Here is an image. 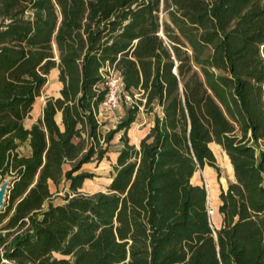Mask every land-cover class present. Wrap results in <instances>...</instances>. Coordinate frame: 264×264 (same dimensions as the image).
<instances>
[{"label":"trees","instance_id":"1","mask_svg":"<svg viewBox=\"0 0 264 264\" xmlns=\"http://www.w3.org/2000/svg\"><path fill=\"white\" fill-rule=\"evenodd\" d=\"M110 66L132 101L101 131ZM53 68L57 94L25 127ZM263 82L264 0H0V260L264 264ZM139 107L159 113L135 145ZM117 133L105 190L79 193ZM214 143L233 177L218 227L190 181L219 176Z\"/></svg>","mask_w":264,"mask_h":264},{"label":"rangeland","instance_id":"2","mask_svg":"<svg viewBox=\"0 0 264 264\" xmlns=\"http://www.w3.org/2000/svg\"><path fill=\"white\" fill-rule=\"evenodd\" d=\"M56 74H57V71L55 68L51 69L49 73L47 74L46 81L40 90V94L34 100L30 118L25 121L26 125L31 120L37 117L41 109V106L43 104L44 98L50 95L55 96L57 94L60 84L56 79ZM262 91H263V103H264V82L262 83ZM134 97H137V94H135ZM131 101L132 100L130 98L127 99V98L121 97L117 108L113 110L104 109L100 107V109H98L100 111L97 114V119L99 123L101 124L100 126L101 131L114 128L117 121L123 116L124 110L131 103ZM154 113H159V110L155 108L153 112L145 113L142 110V108L139 107L135 120L130 124V127L126 131L130 143H137L138 139L141 136H143V134L146 132L147 128L152 122ZM118 135L119 133L115 134L113 139L111 140L112 147L106 159H102L99 162H89L81 166L82 170L92 173L93 177L91 179H86L83 181L81 187L78 189L79 193L88 195L96 191L105 190V186L109 182V176L111 174V163L114 162L115 155H116V153L113 150H115L116 148ZM211 148L214 152L213 155L215 157V163L219 167V176H216L214 170H212V174L208 176L207 175L208 170H206V167L203 166L202 168H199L194 172L191 178V181L199 182L200 184L204 186V188L205 186H207L206 185L207 182H209L212 185H214L217 191V194H218L219 188L220 187L223 188V186L225 187L227 181L231 180L230 176L232 175H230L229 173L230 170L228 171V167H230V164L225 154L217 150L215 144H211ZM50 190L53 192L51 196V200L54 203H59L61 201V197L65 190V183L60 182L58 185L57 191H55V188L53 186H50ZM1 209L2 207L0 208V211ZM209 210L210 208H208L207 206V213H208L209 221H210L211 226L214 227L213 219L216 215V212H215L216 210H214L212 214L208 212ZM0 264H9V263L0 261Z\"/></svg>","mask_w":264,"mask_h":264},{"label":"built area","instance_id":"3","mask_svg":"<svg viewBox=\"0 0 264 264\" xmlns=\"http://www.w3.org/2000/svg\"><path fill=\"white\" fill-rule=\"evenodd\" d=\"M104 86L106 92L104 100L99 106L101 108L113 110L117 108L121 97L127 99L129 98V96L122 91L121 78L113 66L106 68ZM0 261L14 264L12 261L6 260L4 258H2Z\"/></svg>","mask_w":264,"mask_h":264},{"label":"crops","instance_id":"4","mask_svg":"<svg viewBox=\"0 0 264 264\" xmlns=\"http://www.w3.org/2000/svg\"><path fill=\"white\" fill-rule=\"evenodd\" d=\"M60 84V83H59ZM43 105V104H42ZM32 107H33V104H32ZM42 107V106H41ZM99 109H100V107H99ZM31 111H32V108H31V110H30V113H29V117L28 118H26V119H24V121H23V124H24V126L25 127H28L33 121H35V119L36 118H38L39 116H40V111H41V109H40V111H39V113H38V115H37V117L36 118H34L33 120H31L27 125L25 124V121L26 120H28L29 118H30V115H31ZM99 111L100 110H98V113H99ZM56 115H58V117H59V114L57 113ZM55 115V116H56ZM58 117L57 118H55V120L57 121V119H58ZM151 125V124H150ZM149 125V126H150ZM148 129V128H147ZM146 132H147V130H146ZM145 132V133H146ZM144 133V134H145ZM143 134V135H144ZM142 137V136H141ZM140 137V138H141ZM139 138V139H140ZM139 139H138V141H139ZM138 141H137V143H138ZM137 143H133V144H137ZM211 143H213V142H211ZM210 144V143H209ZM209 144H208V146H209ZM215 144V143H214ZM216 145V148H217V150H219V151H221V152H223L222 150H221V148L219 147V145H217V144H215ZM210 148V147H209ZM211 150V149H210ZM212 152V151H211ZM213 153V152H212ZM214 156V155H213ZM226 156V155H225ZM215 158V157H214ZM227 163V162H226ZM230 164V163H229ZM205 167H206V170H208V173H207V175L208 176H210L211 174H212V170H214L213 168H211V167H209V166H207V165H204ZM218 166V165H217ZM227 166H228V164H227ZM231 166V165H230ZM232 170V169H231ZM215 171V170H214ZM228 171H229V167H228ZM230 173V175H232V173L231 172H229ZM194 174V173H193ZM215 174H216V172H215ZM193 176V175H192ZM217 176V175H216ZM231 177V180H233V177L232 176H230ZM192 178V177H191ZM190 181H191V179H190ZM192 182V181H191ZM193 184H199V185H201L199 182H192ZM227 184V183H226ZM225 187H226V185H225ZM225 187L223 186V188L222 189H225ZM221 188V187H220ZM218 193H219V190H218ZM217 198H218V194H217ZM218 205H219V200L217 201V203L215 204V212H216V215H215V217H214V219H213V223H214V227H218L219 226V224H220V222H221V216H220V214L217 212V207H218Z\"/></svg>","mask_w":264,"mask_h":264},{"label":"bare ground","instance_id":"5","mask_svg":"<svg viewBox=\"0 0 264 264\" xmlns=\"http://www.w3.org/2000/svg\"><path fill=\"white\" fill-rule=\"evenodd\" d=\"M229 170L232 173L231 166L229 167ZM206 185L207 186H205V188L207 191V202H208L207 206H208V208H210V210H209L210 214H212L215 210V204L218 201L217 191H216L214 185H212L211 183L207 182Z\"/></svg>","mask_w":264,"mask_h":264},{"label":"water","instance_id":"6","mask_svg":"<svg viewBox=\"0 0 264 264\" xmlns=\"http://www.w3.org/2000/svg\"><path fill=\"white\" fill-rule=\"evenodd\" d=\"M56 122H59V117H58ZM8 186H9V182L7 180L3 181L0 184V208L2 207V204H3V201H4V197H5V194L7 192Z\"/></svg>","mask_w":264,"mask_h":264}]
</instances>
